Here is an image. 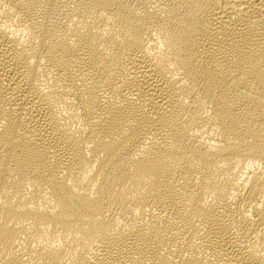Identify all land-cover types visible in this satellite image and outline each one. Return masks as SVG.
<instances>
[{
    "label": "bare ground",
    "instance_id": "obj_1",
    "mask_svg": "<svg viewBox=\"0 0 264 264\" xmlns=\"http://www.w3.org/2000/svg\"><path fill=\"white\" fill-rule=\"evenodd\" d=\"M0 264H264V0H0Z\"/></svg>",
    "mask_w": 264,
    "mask_h": 264
}]
</instances>
